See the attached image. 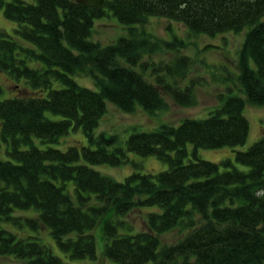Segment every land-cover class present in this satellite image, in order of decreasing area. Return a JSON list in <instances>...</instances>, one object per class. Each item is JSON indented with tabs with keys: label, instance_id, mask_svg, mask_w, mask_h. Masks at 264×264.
Returning <instances> with one entry per match:
<instances>
[{
	"label": "trees",
	"instance_id": "obj_1",
	"mask_svg": "<svg viewBox=\"0 0 264 264\" xmlns=\"http://www.w3.org/2000/svg\"><path fill=\"white\" fill-rule=\"evenodd\" d=\"M0 8L14 23L0 27V72L17 86L0 97V256L69 264L97 258L100 242L105 264H264V135L235 151L240 166L199 154L244 144L245 106L264 105V0H0ZM111 15L126 33L106 44L92 39L96 20ZM151 16L195 33L242 31L227 78L244 95L229 89L206 116L134 128L122 139L97 130L109 102L150 114L168 106L167 96L197 102V79L181 83L193 61L180 52L184 38L152 37L144 28ZM162 49L176 53L152 62L150 79L144 56ZM133 154L166 167L117 179L94 166H119ZM134 208L141 229L128 220ZM176 227L185 232L164 243L161 234Z\"/></svg>",
	"mask_w": 264,
	"mask_h": 264
},
{
	"label": "rangeland",
	"instance_id": "obj_2",
	"mask_svg": "<svg viewBox=\"0 0 264 264\" xmlns=\"http://www.w3.org/2000/svg\"><path fill=\"white\" fill-rule=\"evenodd\" d=\"M13 26V21L7 19L3 15L2 8H0V27L10 31ZM144 28L151 32L152 37L170 38L173 33H176L178 36L184 38L185 45L181 47L180 52L189 55L193 61L191 62V68L188 69L186 72L187 75L182 79L181 83L189 82L190 78L197 79L198 84L195 86L197 102L191 105H180L167 96L168 106L152 114L144 111L140 106L133 112H125L115 106V104L109 102L97 130L117 132L122 139H125L134 128L151 129L164 121L177 123L185 116H206L213 106L219 104L220 94L227 93L229 89L234 93L238 92L244 95L243 92H239V85L234 80L227 78L228 73L234 75L233 73H235L237 68V51L244 38L242 31H227L224 34L215 35L195 33L186 28L181 22L162 16H151L149 21L145 23ZM125 33L126 27H124V24L120 23L111 15L96 20L91 38L98 40L102 44H106ZM175 53L174 50L162 49L157 52L145 54L144 58L149 63L146 69L143 70L144 74L148 78L154 79V74L151 73V63L169 61ZM136 68L142 70L140 66ZM79 80L89 86L93 85L91 78L88 76H79ZM0 81L5 86L0 97L9 96V93L14 92L17 87L14 80L3 72H0ZM244 113L250 124L249 133L244 144L237 146L226 145L216 148L201 147L199 148L200 156L215 161L230 157L236 165L240 166L234 159L235 151L245 148L251 142L264 135V105L247 104L244 108ZM73 137H79V134L70 135L66 139H72ZM68 142L71 143L73 141ZM131 160H135L139 165L135 167ZM94 166L117 179H122L132 169H138L143 172L157 171L165 168L166 163L154 155L141 156L133 154L130 161L119 166H113L107 163L96 164ZM142 215L143 212L134 208L128 214V220L136 228L141 229L144 227ZM181 229V227H176L162 233L161 240L164 243L175 241L185 232V230ZM52 245L54 252L63 256L57 244L52 242ZM100 250L101 243L98 242L97 258L94 260H78L69 264H105V258H103ZM0 264H23V260L11 255H4L0 256Z\"/></svg>",
	"mask_w": 264,
	"mask_h": 264
},
{
	"label": "water",
	"instance_id": "obj_3",
	"mask_svg": "<svg viewBox=\"0 0 264 264\" xmlns=\"http://www.w3.org/2000/svg\"><path fill=\"white\" fill-rule=\"evenodd\" d=\"M91 6H102L105 0H77Z\"/></svg>",
	"mask_w": 264,
	"mask_h": 264
}]
</instances>
